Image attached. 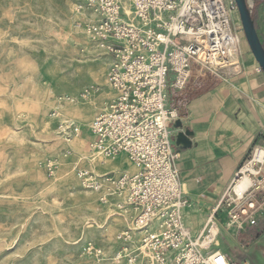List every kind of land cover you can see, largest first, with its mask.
Masks as SVG:
<instances>
[{"label": "built area", "instance_id": "2783aa9c", "mask_svg": "<svg viewBox=\"0 0 264 264\" xmlns=\"http://www.w3.org/2000/svg\"><path fill=\"white\" fill-rule=\"evenodd\" d=\"M75 9L86 20L77 26L110 56L107 78L117 93L93 119L89 147L104 157L126 154L139 168L102 175L77 169L84 188L130 216L111 257L93 243L88 250L104 264H252L209 250L213 241L206 236L217 226L218 213L232 222H256L264 209V145L252 147L206 226L195 233L185 220L181 152L172 132L188 114L174 94L202 76L194 72L236 67V1L80 0ZM89 95L86 89L82 96Z\"/></svg>", "mask_w": 264, "mask_h": 264}, {"label": "rangeland", "instance_id": "374dc122", "mask_svg": "<svg viewBox=\"0 0 264 264\" xmlns=\"http://www.w3.org/2000/svg\"><path fill=\"white\" fill-rule=\"evenodd\" d=\"M79 1L0 0V264H104L88 244L111 257L129 223L75 175L78 168L101 172L85 159L84 137L105 106L96 94H116L110 56L77 26ZM248 3L253 18L264 20L260 2ZM233 17L246 41L243 53L238 42L240 61L253 54L239 10ZM228 70L239 68L194 74L216 79ZM113 162L127 168L123 158Z\"/></svg>", "mask_w": 264, "mask_h": 264}, {"label": "crops", "instance_id": "0c3cea01", "mask_svg": "<svg viewBox=\"0 0 264 264\" xmlns=\"http://www.w3.org/2000/svg\"><path fill=\"white\" fill-rule=\"evenodd\" d=\"M257 1L263 18L264 0H253V4ZM255 25L262 41L264 20H255ZM245 45L246 41L242 40V53ZM244 53L236 65L239 70L220 74L216 79L199 76L174 94L188 112L186 120L173 127L172 132L175 146L181 152V181L188 200L185 220L195 233L206 226L212 208L252 147L264 145V71L253 55ZM112 95L97 93L96 96L103 97L97 103L103 104ZM85 139L92 140L90 128ZM117 158L125 159L127 168L118 167L119 162L104 167L93 164L94 168L137 170L125 154ZM255 219L254 224L232 222L218 213L217 235L209 250H221L232 261L247 259L252 264H264V209Z\"/></svg>", "mask_w": 264, "mask_h": 264}, {"label": "water", "instance_id": "95a60500", "mask_svg": "<svg viewBox=\"0 0 264 264\" xmlns=\"http://www.w3.org/2000/svg\"><path fill=\"white\" fill-rule=\"evenodd\" d=\"M238 6L246 39L255 59L264 71V44L262 43L255 25L248 0H235ZM180 122H177L179 124Z\"/></svg>", "mask_w": 264, "mask_h": 264}, {"label": "bare ground", "instance_id": "6f19581e", "mask_svg": "<svg viewBox=\"0 0 264 264\" xmlns=\"http://www.w3.org/2000/svg\"><path fill=\"white\" fill-rule=\"evenodd\" d=\"M235 13L236 12H238V10H235L234 11ZM232 16H233V14H232ZM234 18V17H233ZM81 21H86L85 20V17H83L82 18V20ZM234 22H236V20H233ZM237 24V23H236ZM81 28H83V26H80ZM242 31L243 30H240V31H238V42H239V45H240V43H241V40H242V38H243V36H242ZM244 35H245V33H244ZM253 54V53H252ZM238 61H239V58L237 57L236 58V65H238ZM98 92V90H96L95 91V94ZM115 93H116V91H115ZM117 96V93L116 94H113L108 100H105L104 102H103V105H107L109 102H111L115 97ZM70 122V121H69ZM71 123V122H70ZM91 129V128H90ZM91 134H92V132H91ZM92 139H93V134H92ZM120 155H122V154H119V155H116V156H109V157H104V156H100V154H98L97 152H95L94 150H89V154H87V159H89L93 164H95V165H98V166H100V167H104V165H106V164H108V159H116L118 156H120ZM126 155V154H125ZM127 156V158H128V160L131 162V163H133L136 167H137V170L139 169L138 168V165H136L131 159H130V157L128 156V155H126ZM123 162V161H122ZM137 170H135V171H133V172H136ZM97 171H100V170H97ZM96 172V171H95ZM107 172H110V171H101V172H97L98 174H105V173H107ZM114 172V171H113ZM117 174L118 173H120L121 171H119V170H116L115 171ZM131 172V171H130ZM76 176H77V178H79L78 177V175H77V172H76V174H75ZM109 187H110V185H109V183H107V182H105L104 183V191H108L109 190ZM91 192H93V191H91ZM93 193H96V192H93ZM121 215H123L124 217L122 218L124 221L126 220L127 222H129L128 223V225L130 224V216L127 214V213H124V212H119ZM118 235V234H117ZM216 235H217V226H213L212 227V233L211 234H209L208 236H206V241L207 242H210V241H215V238H216Z\"/></svg>", "mask_w": 264, "mask_h": 264}]
</instances>
